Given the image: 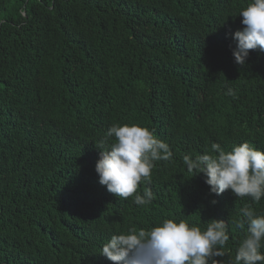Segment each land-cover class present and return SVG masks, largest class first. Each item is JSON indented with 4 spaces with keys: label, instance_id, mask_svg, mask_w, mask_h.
<instances>
[{
    "label": "trees",
    "instance_id": "16d2710c",
    "mask_svg": "<svg viewBox=\"0 0 264 264\" xmlns=\"http://www.w3.org/2000/svg\"><path fill=\"white\" fill-rule=\"evenodd\" d=\"M247 3L0 0V264H111L112 234L174 217L225 220L230 264L251 201L210 194L183 156L214 142L264 151V53L232 56ZM114 123L154 130L173 153L138 186L155 194L147 206L98 183L97 142ZM252 206L264 213V198Z\"/></svg>",
    "mask_w": 264,
    "mask_h": 264
},
{
    "label": "clouds",
    "instance_id": "9594fccd",
    "mask_svg": "<svg viewBox=\"0 0 264 264\" xmlns=\"http://www.w3.org/2000/svg\"><path fill=\"white\" fill-rule=\"evenodd\" d=\"M238 16L242 28L231 34L232 56L243 66L250 50L264 53V0H248ZM233 94L228 89L227 95ZM96 149L94 170L99 185L123 200L132 197L137 206L152 203L156 198L152 189L145 186L140 193L138 186L150 184L156 161H171L173 153L167 142L139 124L114 123ZM183 164L192 177H204L210 194L219 196L228 190L235 197L250 199L235 221L243 238L230 264H264V213L252 206L264 198V151L248 142L226 151L214 142L203 154L184 155ZM229 238L225 220L211 219L201 227L174 217L150 229L129 228L112 234L103 243L101 255L111 264H224L222 249Z\"/></svg>",
    "mask_w": 264,
    "mask_h": 264
}]
</instances>
